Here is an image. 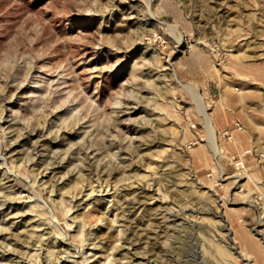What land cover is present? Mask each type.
<instances>
[{
    "label": "rangeland",
    "instance_id": "obj_1",
    "mask_svg": "<svg viewBox=\"0 0 264 264\" xmlns=\"http://www.w3.org/2000/svg\"><path fill=\"white\" fill-rule=\"evenodd\" d=\"M0 264H264V0H0Z\"/></svg>",
    "mask_w": 264,
    "mask_h": 264
},
{
    "label": "bare ground",
    "instance_id": "obj_2",
    "mask_svg": "<svg viewBox=\"0 0 264 264\" xmlns=\"http://www.w3.org/2000/svg\"><path fill=\"white\" fill-rule=\"evenodd\" d=\"M202 112H203V115H204V117H205V120H206V123L210 126L211 125V123H210V119L208 118V116H207V113L204 111V110H202ZM213 139V138H212ZM142 189V188H141ZM142 191V190H141ZM142 194V193H141ZM139 195V194H138ZM225 255V254H224ZM223 255V256H224Z\"/></svg>",
    "mask_w": 264,
    "mask_h": 264
}]
</instances>
